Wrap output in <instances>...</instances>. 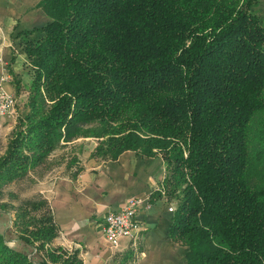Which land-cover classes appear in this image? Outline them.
I'll return each instance as SVG.
<instances>
[{
    "label": "trees",
    "instance_id": "trees-1",
    "mask_svg": "<svg viewBox=\"0 0 264 264\" xmlns=\"http://www.w3.org/2000/svg\"><path fill=\"white\" fill-rule=\"evenodd\" d=\"M258 2L39 0L50 20L24 43L33 79L0 154V195L61 144L94 137L92 157L163 159L152 193L175 204L168 236L185 246V264H264ZM13 210L16 238L31 251L0 230V264H84L79 249L53 246L59 227L46 197ZM135 258L129 247L106 264Z\"/></svg>",
    "mask_w": 264,
    "mask_h": 264
},
{
    "label": "crops",
    "instance_id": "crops-1",
    "mask_svg": "<svg viewBox=\"0 0 264 264\" xmlns=\"http://www.w3.org/2000/svg\"><path fill=\"white\" fill-rule=\"evenodd\" d=\"M38 3L39 0H0V93L4 91L17 99L11 113H0V137L6 141L17 116L26 109L33 79L24 43L38 40L42 32L36 29L50 20ZM256 10L264 20V0H259ZM17 79L21 82L19 92ZM92 150L81 158L80 168L73 175L50 171L38 179V195L49 200L59 227L53 246L79 249L84 264H106L129 247L136 250L134 264H185V246L168 236L173 215L169 207L173 203L152 193L160 188L165 174L163 159L126 150L117 159L105 160L91 157ZM133 196L142 199L137 207L140 231L133 239L123 238L120 247L114 248L103 233V219L108 212L119 211ZM2 217L8 219L10 214L2 212ZM8 226L11 225H6L5 230ZM7 233V237L11 233L16 238L11 230ZM13 241L22 250L31 251L22 240Z\"/></svg>",
    "mask_w": 264,
    "mask_h": 264
},
{
    "label": "rangeland",
    "instance_id": "rangeland-1",
    "mask_svg": "<svg viewBox=\"0 0 264 264\" xmlns=\"http://www.w3.org/2000/svg\"><path fill=\"white\" fill-rule=\"evenodd\" d=\"M19 103L20 105L23 104V102L20 100ZM9 136L10 134L7 138H9ZM5 141L6 140L0 137V154L6 146ZM97 143L98 139L94 137H80L74 141L63 143L41 165L37 166L35 169H32L25 177L7 184L4 187L3 195L1 192L0 205L2 206V203H7V210L11 214L8 219L4 220L2 217V208L0 207V230L4 231L6 225H11L8 226L5 232L7 233L8 230H11L13 233H16L11 222L14 216L13 207L19 205L24 200L34 199L36 196H38V179L45 177L50 171L53 173L69 172L71 175H73L80 168L81 158L88 156L90 151L95 149ZM172 206L174 207L175 204L173 203ZM4 222L5 224H3ZM7 239H10L11 243L14 244L15 241L13 240L16 238L11 233H9Z\"/></svg>",
    "mask_w": 264,
    "mask_h": 264
},
{
    "label": "built area",
    "instance_id": "built-area-1",
    "mask_svg": "<svg viewBox=\"0 0 264 264\" xmlns=\"http://www.w3.org/2000/svg\"><path fill=\"white\" fill-rule=\"evenodd\" d=\"M16 103L15 95L4 91L0 93V113H11ZM141 202L142 199L140 197L133 196L119 211H110L105 215L102 229L110 246L119 248L123 238L133 239L136 237L140 231L137 207ZM173 209V206L169 207V210Z\"/></svg>",
    "mask_w": 264,
    "mask_h": 264
}]
</instances>
